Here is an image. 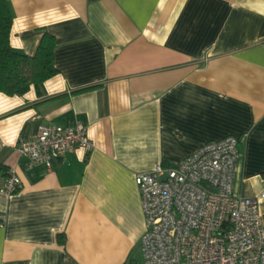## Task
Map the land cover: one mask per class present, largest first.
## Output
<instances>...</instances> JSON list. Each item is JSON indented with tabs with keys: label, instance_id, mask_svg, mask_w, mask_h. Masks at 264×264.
Wrapping results in <instances>:
<instances>
[{
	"label": "crops",
	"instance_id": "obj_1",
	"mask_svg": "<svg viewBox=\"0 0 264 264\" xmlns=\"http://www.w3.org/2000/svg\"><path fill=\"white\" fill-rule=\"evenodd\" d=\"M10 46L54 36L57 73L0 92V264H143L133 181L237 136L236 195L264 192V0H8ZM81 122L93 143L26 168L18 140ZM5 173L0 171V185ZM264 229V197L259 202Z\"/></svg>",
	"mask_w": 264,
	"mask_h": 264
},
{
	"label": "built area",
	"instance_id": "obj_2",
	"mask_svg": "<svg viewBox=\"0 0 264 264\" xmlns=\"http://www.w3.org/2000/svg\"><path fill=\"white\" fill-rule=\"evenodd\" d=\"M240 138L208 141L181 162L158 163L133 181L140 195L144 232L139 241L143 264H264V229L259 202L233 192ZM93 147L81 122L39 123L31 139L18 140L26 168H50L64 153ZM21 180L9 168L0 193L11 195Z\"/></svg>",
	"mask_w": 264,
	"mask_h": 264
},
{
	"label": "trees",
	"instance_id": "obj_3",
	"mask_svg": "<svg viewBox=\"0 0 264 264\" xmlns=\"http://www.w3.org/2000/svg\"><path fill=\"white\" fill-rule=\"evenodd\" d=\"M11 25L9 2L0 0V92L7 96H22L31 86L39 87L57 73L53 65L56 43L53 35L44 32L32 55L22 53L10 46ZM7 170L0 164L1 172L6 175Z\"/></svg>",
	"mask_w": 264,
	"mask_h": 264
}]
</instances>
